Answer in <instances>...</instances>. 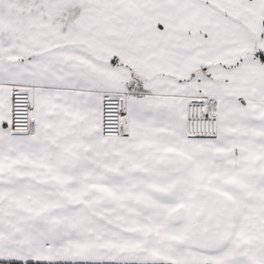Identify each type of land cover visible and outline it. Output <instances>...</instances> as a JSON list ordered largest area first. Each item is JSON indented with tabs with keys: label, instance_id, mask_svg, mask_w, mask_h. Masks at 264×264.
<instances>
[{
	"label": "snow or ice",
	"instance_id": "obj_1",
	"mask_svg": "<svg viewBox=\"0 0 264 264\" xmlns=\"http://www.w3.org/2000/svg\"><path fill=\"white\" fill-rule=\"evenodd\" d=\"M0 264H264V0H0Z\"/></svg>",
	"mask_w": 264,
	"mask_h": 264
}]
</instances>
